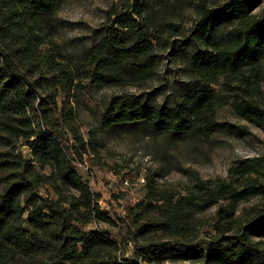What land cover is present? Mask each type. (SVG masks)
<instances>
[{
  "label": "trees",
  "instance_id": "1",
  "mask_svg": "<svg viewBox=\"0 0 264 264\" xmlns=\"http://www.w3.org/2000/svg\"><path fill=\"white\" fill-rule=\"evenodd\" d=\"M262 1L117 0L90 42L66 51L55 39L64 0H0V264H264V154L225 177L194 174L183 191L147 178L115 219L75 166L100 133L173 147L264 132ZM166 56L185 75L177 98L114 94L84 140V94L143 88ZM222 105L247 125L220 121Z\"/></svg>",
  "mask_w": 264,
  "mask_h": 264
},
{
  "label": "rangeland",
  "instance_id": "2",
  "mask_svg": "<svg viewBox=\"0 0 264 264\" xmlns=\"http://www.w3.org/2000/svg\"><path fill=\"white\" fill-rule=\"evenodd\" d=\"M116 2L117 0H64L56 14L63 25L57 29L56 41L66 51L75 48L78 43H89L92 31L105 21L106 10ZM263 8L264 0L254 12L260 13ZM190 17L188 15L185 19L187 25L191 21ZM262 71L261 86L264 95V59ZM184 78L179 61L166 56L157 75L143 88L129 85L91 90L84 94L83 105L78 109L76 121L79 133L84 140L88 139L87 133L96 124L100 105L114 94L154 93L155 96L151 99L153 102H172L177 98L178 84ZM217 117L229 124L247 125L228 105L218 108ZM249 129V135H231L219 130L210 143H178L173 147H166L161 139L147 136L100 133L93 145L94 150H89L90 153L84 155L82 161H77L75 166L80 176L89 181L92 191L99 195L100 209L115 219L117 214L124 215L127 207L144 198L145 185L140 184L137 178H144L146 182L147 178L152 179L156 185L182 190L191 185L194 174L202 179L225 177L228 167L235 159L264 154V132L252 125H249ZM69 141L71 143L72 139ZM124 180H128L130 185L125 186L122 183ZM217 207L212 206L201 217L211 216ZM112 235L116 236L113 230Z\"/></svg>",
  "mask_w": 264,
  "mask_h": 264
},
{
  "label": "built area",
  "instance_id": "3",
  "mask_svg": "<svg viewBox=\"0 0 264 264\" xmlns=\"http://www.w3.org/2000/svg\"><path fill=\"white\" fill-rule=\"evenodd\" d=\"M139 183L142 184V185H145L146 181L144 178H137ZM125 186H129L130 185V182L128 180H124L122 182Z\"/></svg>",
  "mask_w": 264,
  "mask_h": 264
}]
</instances>
